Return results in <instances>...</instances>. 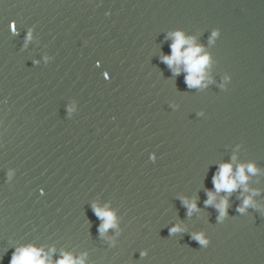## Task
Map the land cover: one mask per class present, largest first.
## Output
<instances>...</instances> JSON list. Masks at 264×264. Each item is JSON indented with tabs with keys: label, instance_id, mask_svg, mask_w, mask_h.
Returning <instances> with one entry per match:
<instances>
[{
	"label": "water",
	"instance_id": "obj_1",
	"mask_svg": "<svg viewBox=\"0 0 264 264\" xmlns=\"http://www.w3.org/2000/svg\"><path fill=\"white\" fill-rule=\"evenodd\" d=\"M177 30L209 56L198 86L161 59ZM223 163L247 179L206 205ZM24 245L264 264V0H0V264Z\"/></svg>",
	"mask_w": 264,
	"mask_h": 264
},
{
	"label": "clouds",
	"instance_id": "obj_2",
	"mask_svg": "<svg viewBox=\"0 0 264 264\" xmlns=\"http://www.w3.org/2000/svg\"><path fill=\"white\" fill-rule=\"evenodd\" d=\"M31 36V30L28 33ZM169 36H174L173 43L170 45L171 54L164 55L161 59L173 69L174 74L178 75L182 70L179 65H184L183 70L188 74L185 77V82L189 87L198 86L201 84L202 76L200 75L202 69L209 61L208 54L199 55L202 51V47L195 45L193 39L186 37L184 33L177 30L174 34L169 33ZM213 37L217 35V31L213 32ZM188 45L186 49L182 50V46ZM235 159V157H233ZM248 171L254 172L255 168L252 165L248 166ZM247 177L245 175V169L243 166L238 168L235 176L232 175L231 163H223L220 165L218 172L213 174V188L215 191L208 192V199L205 201L206 205L213 204L215 201V194L223 190L226 193L234 191L239 184H243ZM189 208V212L196 207L195 202L189 203L184 201ZM251 203V199L245 198L243 205L239 207V211L243 212L245 208ZM219 211L218 219H223L227 214L228 200L224 197L219 203L215 204ZM93 211L96 216L102 220V223L98 226V231L103 235L109 227L114 226L115 215L107 208H102L98 205H93ZM180 226L175 225L170 229V232L180 231ZM194 238L201 244H207L208 240L204 239L201 234H195ZM54 251V249H53ZM144 255V253H141ZM9 264H53L51 261L50 253L44 251L43 248H38L35 245H24L13 251ZM55 264H85L84 255L79 258H73L70 253H64L60 259L55 261Z\"/></svg>",
	"mask_w": 264,
	"mask_h": 264
}]
</instances>
